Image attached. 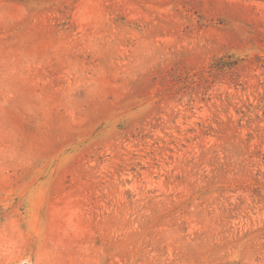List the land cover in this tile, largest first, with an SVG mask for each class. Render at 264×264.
Returning a JSON list of instances; mask_svg holds the SVG:
<instances>
[{"label":"rangeland","instance_id":"1","mask_svg":"<svg viewBox=\"0 0 264 264\" xmlns=\"http://www.w3.org/2000/svg\"><path fill=\"white\" fill-rule=\"evenodd\" d=\"M0 264H264V0H0Z\"/></svg>","mask_w":264,"mask_h":264}]
</instances>
